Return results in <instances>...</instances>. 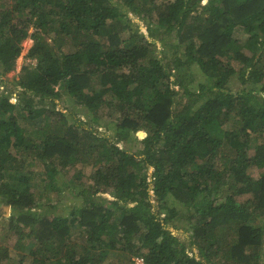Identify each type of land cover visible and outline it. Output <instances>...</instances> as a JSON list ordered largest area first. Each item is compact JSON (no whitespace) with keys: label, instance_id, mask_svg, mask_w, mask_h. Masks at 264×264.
<instances>
[{"label":"trees","instance_id":"obj_1","mask_svg":"<svg viewBox=\"0 0 264 264\" xmlns=\"http://www.w3.org/2000/svg\"><path fill=\"white\" fill-rule=\"evenodd\" d=\"M128 12L163 27L182 57L155 52ZM27 38L34 63L21 66L16 102L0 92V209L11 211L15 264H102L113 252L121 264H261L264 0H0V75ZM184 67L196 82L179 77ZM60 90L86 116L108 107L114 136L51 106ZM85 161L93 183L79 204L65 216L37 207L39 182L56 190ZM105 191L108 203L93 199ZM181 216L188 242L168 229Z\"/></svg>","mask_w":264,"mask_h":264},{"label":"rangeland","instance_id":"obj_2","mask_svg":"<svg viewBox=\"0 0 264 264\" xmlns=\"http://www.w3.org/2000/svg\"><path fill=\"white\" fill-rule=\"evenodd\" d=\"M166 1V0H164ZM130 18L132 21L137 22L141 29L144 31L145 36L150 40V42L155 44V48L157 53L159 55L161 54V50H164L166 53L167 59H174L175 56L182 57L183 51H184V45L177 44L173 37H168L164 31L163 27L157 26L155 23L151 24L150 27H148V23L145 20H140L138 16H135L133 13H129ZM126 33L122 34L125 35ZM235 36L238 38H241L244 40L245 34H243L240 31L235 32ZM32 44V40L30 38H27L22 43V50L18 56V58L15 61L14 68L6 72L4 74L0 75V79L3 80L1 86H0V92H5L6 94H10V101L16 102L19 90L18 85V77L20 74L21 66L25 63L31 62V64L34 63V60L27 58L26 52L30 48ZM170 45L168 48L164 47L163 45ZM235 67L237 66L236 62L232 63ZM2 71V68L0 66V72ZM179 77L181 79L189 80L191 82H196L198 80V71L197 68L192 67H184V69L181 71ZM233 85H238V79L233 78L232 79ZM56 90H58V86H55ZM61 91V97L56 100L54 103L51 104V106L55 107L57 110H61L64 112L68 117L74 116L75 118H79V121H81L80 125L92 128L94 132H100L105 134L108 137H113V129L109 126L112 122L113 116H110L108 114V107H100L97 111V114H90L86 116L84 114V109L82 106L79 105L77 99H75L73 96H70V94L65 93L64 90ZM45 103L39 104L42 111H47L48 109V102L47 100L44 101ZM116 115V114H115ZM59 115L54 114L53 117L57 118ZM142 132V133H141ZM137 132V136L139 138L144 136L143 131ZM120 146L123 149L131 150L133 139L129 138L128 140H123L120 143ZM255 142L254 140L251 141V148L249 149V154H253V148H254ZM34 170H39V167L37 165L34 166ZM152 170L150 169L149 172ZM259 171V170H258ZM39 171L35 172L38 173ZM93 172L92 165L87 161L80 162L74 167H68L67 169L63 170L59 174V180L57 182V189L56 190H49L48 188H45L42 183H38V187L36 189V194L42 195V199L39 201H36L38 204L37 207H40V204L42 205V209L50 208L52 211L50 212L51 215H67L68 212L75 207L77 204L80 203V199H76L74 194L78 192L79 189H83L84 193L89 194L88 185L93 183L91 179V173ZM257 172V171H255ZM254 172V173H255ZM41 172H39L40 174ZM36 184V182H35ZM48 190V192H47ZM250 198V194L240 195L237 197V200L240 202L247 201V199ZM96 202H104L108 203V200L110 199V194L108 191H105L103 193H97L95 195V198H93ZM155 204H157L156 201H153ZM0 203H2L0 201ZM167 203L170 206L175 207H181L180 203H178L175 199L170 198L167 200ZM157 209V207H155ZM180 211V210H179ZM10 208L5 207L0 209V244L5 245L8 247V257L3 259L1 264H15L16 260H11L13 256H15V251L13 250V244L16 239V235L14 234V231L10 228V225L8 223L9 215H10ZM4 214V216L2 215ZM8 217V218H7ZM7 218V219H4ZM188 223L189 221L182 217L174 222L173 225H169L168 229L176 235L179 239L188 242L190 239V234L188 231ZM185 225H187L185 227ZM78 230V227L74 226L71 229V234H74L75 231ZM80 240V239H79ZM193 251L196 252V249L194 247H191ZM28 253V252H27ZM124 257V255H123ZM122 257L119 254V252H113L111 253L107 259L102 264H121ZM30 263V259L25 261V264ZM49 264V263H48ZM261 264H264V251L261 254Z\"/></svg>","mask_w":264,"mask_h":264},{"label":"built area","instance_id":"obj_3","mask_svg":"<svg viewBox=\"0 0 264 264\" xmlns=\"http://www.w3.org/2000/svg\"><path fill=\"white\" fill-rule=\"evenodd\" d=\"M134 263L135 264H145L143 257H135Z\"/></svg>","mask_w":264,"mask_h":264},{"label":"water","instance_id":"obj_4","mask_svg":"<svg viewBox=\"0 0 264 264\" xmlns=\"http://www.w3.org/2000/svg\"><path fill=\"white\" fill-rule=\"evenodd\" d=\"M141 132V131H140ZM142 133V132H141Z\"/></svg>","mask_w":264,"mask_h":264}]
</instances>
